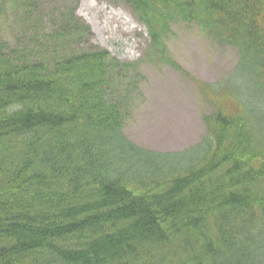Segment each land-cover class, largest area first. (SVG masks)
Returning a JSON list of instances; mask_svg holds the SVG:
<instances>
[{"label": "trees", "instance_id": "obj_1", "mask_svg": "<svg viewBox=\"0 0 264 264\" xmlns=\"http://www.w3.org/2000/svg\"><path fill=\"white\" fill-rule=\"evenodd\" d=\"M126 2L172 67L177 20L237 49L215 91L229 110L191 149L146 150L123 134L108 53L80 48L90 31L71 8L48 44L0 39V264H264V0Z\"/></svg>", "mask_w": 264, "mask_h": 264}, {"label": "rangeland", "instance_id": "obj_2", "mask_svg": "<svg viewBox=\"0 0 264 264\" xmlns=\"http://www.w3.org/2000/svg\"><path fill=\"white\" fill-rule=\"evenodd\" d=\"M70 8L90 31L80 48L108 53L113 78L108 100L121 103L122 130L135 145L161 153L187 150L204 136V116L215 107L229 110L225 101L230 99L222 98L226 93L218 99L209 86L235 68L237 49L177 20L163 38L174 68L159 59L126 0H0V39L11 50L48 44L41 38L52 29L57 13Z\"/></svg>", "mask_w": 264, "mask_h": 264}, {"label": "bare ground", "instance_id": "obj_3", "mask_svg": "<svg viewBox=\"0 0 264 264\" xmlns=\"http://www.w3.org/2000/svg\"><path fill=\"white\" fill-rule=\"evenodd\" d=\"M85 5H87V3H86V2H85V3H83V7H84Z\"/></svg>", "mask_w": 264, "mask_h": 264}]
</instances>
